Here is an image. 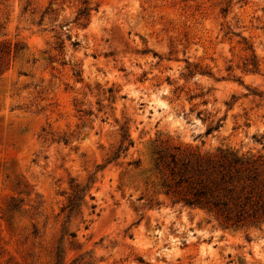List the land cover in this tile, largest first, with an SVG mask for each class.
<instances>
[{"label": "rangeland", "instance_id": "374dc122", "mask_svg": "<svg viewBox=\"0 0 264 264\" xmlns=\"http://www.w3.org/2000/svg\"><path fill=\"white\" fill-rule=\"evenodd\" d=\"M218 148L264 158V0H0V264H264V221L166 192Z\"/></svg>", "mask_w": 264, "mask_h": 264}, {"label": "trees", "instance_id": "16d2710c", "mask_svg": "<svg viewBox=\"0 0 264 264\" xmlns=\"http://www.w3.org/2000/svg\"><path fill=\"white\" fill-rule=\"evenodd\" d=\"M87 9V8H86ZM82 11L81 14L87 10ZM226 11V9H224ZM251 59L253 67L257 68L254 51ZM201 114V112H199ZM220 123L209 124L205 135L212 134ZM127 140L128 150L134 144L128 130L123 132L122 145L106 159V164L120 158L123 142ZM179 150V147H175ZM162 168L166 171L165 187L168 194L177 196L189 206H202L214 211L226 222L237 227L249 224H259L264 221V158L247 157L232 148H218L215 152L205 155L180 157L171 152L167 157L160 156ZM106 164L98 166V170ZM94 176L88 183L83 184L71 178L69 181L70 193L66 205L63 207L65 221L63 235L76 236L70 231L68 224L82 213L81 205L91 199V186ZM93 208L96 206L93 204ZM55 264H67L63 247L56 252ZM70 264H88L83 256L76 257Z\"/></svg>", "mask_w": 264, "mask_h": 264}]
</instances>
